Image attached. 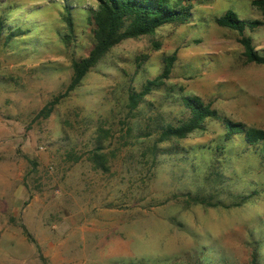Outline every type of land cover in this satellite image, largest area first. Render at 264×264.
Listing matches in <instances>:
<instances>
[{"label": "rangeland", "instance_id": "obj_1", "mask_svg": "<svg viewBox=\"0 0 264 264\" xmlns=\"http://www.w3.org/2000/svg\"><path fill=\"white\" fill-rule=\"evenodd\" d=\"M184 4L186 21L119 41L43 115L91 48L97 2L0 0V264H264V163L221 120L264 130V64L214 23L227 9L260 21L242 34L264 55V0ZM186 96L217 117L159 140ZM33 195L46 214H22Z\"/></svg>", "mask_w": 264, "mask_h": 264}, {"label": "trees", "instance_id": "obj_2", "mask_svg": "<svg viewBox=\"0 0 264 264\" xmlns=\"http://www.w3.org/2000/svg\"><path fill=\"white\" fill-rule=\"evenodd\" d=\"M185 0H96V8H89L86 21L91 28L92 45L87 55L77 60L71 61V76L69 82L62 93L46 102L41 108L43 115L49 113L53 105L68 91L72 90L84 74L97 62V60L108 51L113 45L128 37H137L143 34L153 32L160 25L171 22L186 21L190 15L189 4L186 6H177L179 2ZM188 1V0H186ZM257 2V1H254ZM66 21L70 24L69 19ZM214 23L233 29L239 33L238 42L243 47L246 59L253 63L264 64V55H259L249 37L242 34L245 28L253 29L260 24V21L242 20L236 14L227 9L221 15L214 18ZM0 22V34H1ZM13 32L8 33V37L14 36ZM173 54L165 61L163 70L153 79L147 80L140 91L130 92L127 96L128 107L133 109L136 103L145 95L152 86L162 83L166 78ZM182 102L189 115L178 120L177 124H166L159 133V140H168L171 138L179 139L185 137L194 129L201 128L205 118L217 117L214 109L204 104L196 96H186ZM224 126L222 138L228 140L231 135L239 134L247 145L253 146L264 163V130L257 127L247 126L241 122H234L226 118H221ZM100 149L97 144L95 150ZM102 154L93 152V161L97 162V167L105 168L103 161L100 160ZM99 160V161H98ZM254 264V259L252 258Z\"/></svg>", "mask_w": 264, "mask_h": 264}, {"label": "crops", "instance_id": "obj_3", "mask_svg": "<svg viewBox=\"0 0 264 264\" xmlns=\"http://www.w3.org/2000/svg\"><path fill=\"white\" fill-rule=\"evenodd\" d=\"M45 200V196H42L40 198L37 195H33L32 198H30L26 203L25 207L22 209V214H46L47 207L45 204ZM165 234L166 233H164V235Z\"/></svg>", "mask_w": 264, "mask_h": 264}]
</instances>
